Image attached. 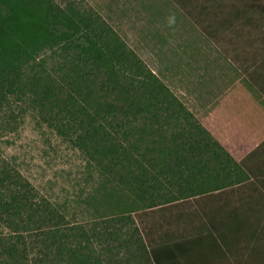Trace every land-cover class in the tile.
I'll list each match as a JSON object with an SVG mask.
<instances>
[{
	"label": "rangeland",
	"instance_id": "1",
	"mask_svg": "<svg viewBox=\"0 0 264 264\" xmlns=\"http://www.w3.org/2000/svg\"><path fill=\"white\" fill-rule=\"evenodd\" d=\"M54 1L62 8L73 6L99 20V23L109 25L125 47L128 59L122 66L117 63L113 69L109 68L108 74L104 73V68L92 69V73L84 74L87 78L84 82L76 81L77 77L72 78L71 73H68L74 60L65 61V55L60 50H48L31 64L30 77L34 74L51 76L52 81L55 80L61 86L62 98L67 96L68 90L80 92L75 93L80 100L77 104L97 116L96 124H101L112 134V142L120 144L121 147L117 148L119 151L125 150L128 156L140 154L144 162L153 159L154 153L149 152L154 147L152 142L156 141L157 147L160 142L169 146L167 137L177 130L174 121L166 123V113L157 111L161 123L156 128V136L152 135L155 128L142 133L144 122L156 111L152 108L136 114L142 102L141 88L134 82L140 79L145 81L142 75L137 76V71L145 69L153 73L160 83L186 103L193 101L201 90L195 87L194 77L197 74L207 78V90L216 86L223 98L230 97L233 86L229 88L226 83L228 90L217 83L223 78L222 74L227 73L226 60L246 70L254 66V78L264 88V0ZM208 32L213 41L211 43L207 39L210 37ZM199 35L203 37L199 39L197 48L204 52L194 60L190 59L191 54L179 58L176 49L180 45L194 48L192 41L197 42L195 39ZM7 36L0 26V46L4 50ZM212 43L219 47L227 59L217 56L219 54L211 48L214 47ZM204 47L211 49L206 50ZM61 63L66 67H60ZM174 74L176 78L172 80ZM123 89L128 90L125 94L133 98L136 105L130 111V106L123 101ZM85 96L91 99L84 101ZM31 98L33 96L29 91L24 97L12 95L0 108V160L28 181L36 201L42 204L47 202L59 212L63 217L61 230L64 233H76V239L72 243L69 241L67 248L79 247L84 257L92 261H125L131 252L128 247L133 246L128 241L131 235L134 239H142L145 245L150 243L149 239L159 238L158 234L167 231L193 238L197 234V227L202 224L209 226L210 219L214 218L215 228L210 227L209 231L221 239L219 222L235 218L244 227L237 234L230 233L236 234L233 242L230 241L232 247L229 249L233 250H225L227 258L222 264H264V146L257 151L256 160L247 163L251 169H260L257 171L258 178L253 176L254 180L251 181L255 184L246 183L229 187L215 195L188 198L177 203V207L166 205L145 209V204L150 201H138L137 190L132 187L131 180L122 179L125 175L123 170H118L112 178L98 164L99 157L95 162L75 146L79 135L83 134L84 126L79 122V117L73 118L60 112H67L69 105L52 101L42 114L39 105L31 107ZM105 101L116 106L115 115L107 117L106 122L114 125L120 122L121 129L114 130L103 123ZM79 109L76 107L72 112H78ZM260 110L264 112V105ZM57 114L69 133L64 131V135L61 134L63 129L58 126ZM49 117L54 119L49 120ZM143 154H146L145 158ZM156 158L158 160L157 155ZM157 160L153 162L155 169L151 171L155 175L161 168ZM174 161L170 160L169 164L175 167ZM103 164L109 166L108 161ZM183 173L184 178H187L188 173ZM165 177L159 176L161 190L154 198L158 203L169 198L170 194L178 193V176L169 177L175 187H169L168 177ZM120 218L125 219L123 225L119 223ZM112 220L115 222L111 223ZM136 228L138 231L135 232ZM113 233H117L115 238L109 239ZM18 236L23 237L22 243L18 242ZM41 239L39 230L14 233L0 219V264H20L2 255L1 245L13 244L24 256L21 264H56L55 252L51 253L50 259L44 257V254L49 256L50 251L42 254ZM49 260H54V263ZM61 264L71 263L65 259Z\"/></svg>",
	"mask_w": 264,
	"mask_h": 264
},
{
	"label": "trees",
	"instance_id": "2",
	"mask_svg": "<svg viewBox=\"0 0 264 264\" xmlns=\"http://www.w3.org/2000/svg\"><path fill=\"white\" fill-rule=\"evenodd\" d=\"M0 26L8 34L5 50L0 46V108L10 96L24 97L27 91L33 96L31 107L39 105L42 114L48 110L43 109L48 106L47 104L51 105L52 101L69 105L67 112L63 110L60 112L69 114L73 118L79 117V122L84 126L83 134L79 135L78 141L74 143L75 146L95 162L99 157L98 164L112 178L118 170H123L125 175L122 179L131 180L132 187L137 190L135 193L138 201L145 199L150 201L145 204V209L166 205L177 207L179 205L177 203L188 198L215 195L229 187L242 186L246 183L255 184L251 181L260 169H251L247 163L250 160H256L257 151L260 148L241 162L235 161L169 88L145 69L142 72L137 71V76L142 75L145 81L140 79L141 81L134 82L141 88L140 101L142 102L137 107L136 114H142L148 109L149 111L155 109L156 114L144 122L142 133L155 128L152 135L156 136V128L161 123L159 120L161 116L158 114L160 111L166 113V123L169 124L172 120L177 127L175 133L167 137L169 146L160 142L157 147V142H152L154 147L149 152L154 153L153 159L145 162L140 154L128 156L125 150L119 151L117 147L121 145L112 142V134L107 132L101 124H96L97 116L89 113L86 107L77 104L80 100L75 93L80 94V92L76 89L68 90L67 96L62 98L63 91L60 90L62 88L55 80L52 81L51 76L34 74L30 77L31 64L48 50L55 52L60 50L65 55V61H75L72 62L70 66L72 69L70 68L68 73H71L72 78L76 76V81L86 82V75L92 73L94 68H104L106 69L104 73L108 74L109 68L113 69L115 64L119 63L122 66L127 61L128 55L109 25L99 23V20L87 16L73 6L62 8L54 0H0ZM208 35L210 36L209 32ZM59 66L66 67L63 63ZM125 92L127 93L128 90L123 89V101L130 106V111L136 105L134 99L127 96ZM85 97L84 101L91 99L90 96ZM76 107L80 108L78 112H72ZM103 107V123L114 130L121 129L120 122L115 125L112 122H106L107 117L115 115L116 106L105 101ZM58 114V126L63 129L61 134L64 135V131L69 133ZM50 119L54 118L49 117ZM164 147L170 151L166 152ZM143 157L145 158L146 154H143ZM161 158L162 160L159 161ZM155 159L161 167L156 175L151 172L155 169L153 163ZM172 159L175 160L174 163L176 162L175 167L169 164ZM104 161H108L109 166L104 165ZM184 171L188 173L187 178H184ZM169 174L178 176L176 184L178 193L170 194L169 198L158 203L154 198L161 190L159 176L168 177L167 185L175 187V184L170 181ZM35 198L28 181L0 160V219L14 233L26 232L29 229L32 232L39 230L42 236L40 241L42 254L50 251L49 256L44 254V257L50 259L51 253L55 252L56 264H61L65 259L71 264H222L227 258L225 250L228 252L233 250L229 249L232 247L230 241L233 242L235 235L244 227L243 223L235 218L222 220L219 222L222 228L221 239H218L209 231L210 227L215 228L216 225L215 219L212 218L209 226L202 224L196 228L197 234L193 238L185 237L183 233L178 235L167 231L158 234L159 238L149 239L150 243L145 245L142 239H134L131 235L128 241L133 246L128 247L131 252L127 259L125 261L115 259L105 263L100 259L92 261L85 258L77 246L67 248V243L69 241L72 243L76 239L74 236L76 233H64L61 230L63 217L59 212L52 209L49 203H39ZM124 220L120 218L119 223L121 224ZM113 222L115 220L111 223ZM130 222L133 223V220ZM232 232L236 234H230ZM116 234L113 233L109 239L113 240ZM17 239L21 243L24 240L22 236H18ZM1 251L2 255L5 254L4 256H8L9 259L22 263L21 258L24 256L16 245H1ZM39 261L43 262V260ZM49 261L54 263V260Z\"/></svg>",
	"mask_w": 264,
	"mask_h": 264
},
{
	"label": "crops",
	"instance_id": "3",
	"mask_svg": "<svg viewBox=\"0 0 264 264\" xmlns=\"http://www.w3.org/2000/svg\"><path fill=\"white\" fill-rule=\"evenodd\" d=\"M198 37L195 39L197 42L192 41L194 48L181 47L180 45V48L176 49L179 53L177 56L180 58L184 54H191L190 59L200 56L204 50H198L197 46L199 39L203 36L199 35ZM207 39L210 43L213 42L210 37ZM212 45L214 47L211 48H214L215 52L219 54L218 57L223 56L224 59H227L217 45L215 46L213 43ZM211 48L204 47L206 50ZM224 64L229 66H226L227 73L222 74L223 78L217 80V83H221L220 87L228 90L233 86L230 89L232 91L230 97L223 98V94L216 86L207 90L205 81L207 78L197 74L198 76L194 77L195 87L201 90L197 93L196 98L187 103L180 100L235 161L241 162L264 145V112H260V107L264 105V88L258 84L259 80L254 78V66L250 70H246L227 60ZM176 74L172 80L176 78ZM230 75L233 77H229ZM198 79L200 80L197 81ZM260 83L262 82L260 81ZM262 85L264 87V83ZM253 90L258 91L253 92Z\"/></svg>",
	"mask_w": 264,
	"mask_h": 264
}]
</instances>
